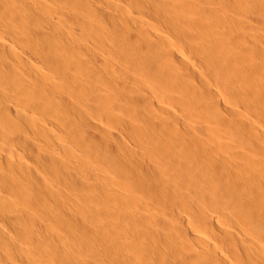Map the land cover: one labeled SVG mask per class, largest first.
<instances>
[{"label":"bare ground","instance_id":"6f19581e","mask_svg":"<svg viewBox=\"0 0 264 264\" xmlns=\"http://www.w3.org/2000/svg\"><path fill=\"white\" fill-rule=\"evenodd\" d=\"M257 12L0 0V264H264Z\"/></svg>","mask_w":264,"mask_h":264},{"label":"rangeland","instance_id":"374dc122","mask_svg":"<svg viewBox=\"0 0 264 264\" xmlns=\"http://www.w3.org/2000/svg\"><path fill=\"white\" fill-rule=\"evenodd\" d=\"M261 1L262 0H257V10H258L257 13H259V12L264 13V5L261 3Z\"/></svg>","mask_w":264,"mask_h":264}]
</instances>
